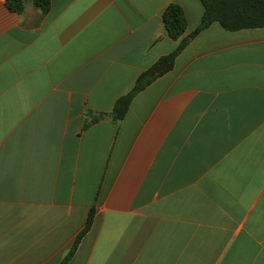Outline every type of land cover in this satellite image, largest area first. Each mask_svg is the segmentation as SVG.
Listing matches in <instances>:
<instances>
[{"label": "crops", "instance_id": "obj_1", "mask_svg": "<svg viewBox=\"0 0 264 264\" xmlns=\"http://www.w3.org/2000/svg\"><path fill=\"white\" fill-rule=\"evenodd\" d=\"M23 3L0 0V264H62L92 209L67 264H264V28L202 31L115 123L200 1Z\"/></svg>", "mask_w": 264, "mask_h": 264}, {"label": "trees", "instance_id": "obj_2", "mask_svg": "<svg viewBox=\"0 0 264 264\" xmlns=\"http://www.w3.org/2000/svg\"><path fill=\"white\" fill-rule=\"evenodd\" d=\"M34 5L43 14H47L51 9V0H33ZM203 6V17L200 27L194 31L188 38L183 39L176 50L163 60L168 62L171 68L176 58L187 47L190 40L194 39L202 31L207 30L213 24H219L228 32H238L242 30L262 29L264 28V0H199ZM9 10L15 13H22L24 9L23 0H6ZM181 7L171 5L163 15V21L166 29L173 40L178 41L186 29V18ZM158 65L139 76L133 90L117 100L111 113L113 122L119 123L127 116L131 104L135 97L149 87L160 75L155 73ZM105 115L89 113L88 126L99 122ZM95 211L92 209L87 219V225L79 234L72 246L70 253L62 264H67L75 255L79 244L88 233L93 224Z\"/></svg>", "mask_w": 264, "mask_h": 264}, {"label": "water", "instance_id": "obj_3", "mask_svg": "<svg viewBox=\"0 0 264 264\" xmlns=\"http://www.w3.org/2000/svg\"><path fill=\"white\" fill-rule=\"evenodd\" d=\"M167 67H169L168 62L164 61L155 69V73L158 75L162 73Z\"/></svg>", "mask_w": 264, "mask_h": 264}]
</instances>
